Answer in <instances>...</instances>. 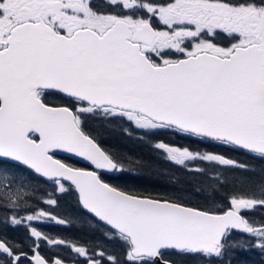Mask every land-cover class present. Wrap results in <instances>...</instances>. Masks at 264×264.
<instances>
[{"label": "snow or ice", "instance_id": "1", "mask_svg": "<svg viewBox=\"0 0 264 264\" xmlns=\"http://www.w3.org/2000/svg\"><path fill=\"white\" fill-rule=\"evenodd\" d=\"M114 122L153 138L167 191L113 183L147 164L106 144ZM66 197L75 214L57 211ZM253 249L264 255V0H0V264H244Z\"/></svg>", "mask_w": 264, "mask_h": 264}, {"label": "trees", "instance_id": "2", "mask_svg": "<svg viewBox=\"0 0 264 264\" xmlns=\"http://www.w3.org/2000/svg\"><path fill=\"white\" fill-rule=\"evenodd\" d=\"M91 126L95 127V122L91 123ZM124 125L120 122H114L107 129L104 130V139L107 145H111L117 149L128 152L133 156L140 157L147 162L146 166L139 169L137 175L125 176L120 180H114L113 183L127 186L131 189H137L141 191H152V192H164L169 188V178L163 174V170L170 168L171 165L165 163L161 159L160 154L153 151L151 145V140L153 138H141V133L136 130H131V134H126L123 131ZM165 140H170L179 144H191L192 141L187 139H181L179 137L173 136L170 133H160ZM195 147V145H193ZM215 151H223V149L215 148ZM229 155L244 160L246 157L242 153L231 152ZM77 166L84 167L83 163H79ZM199 179V178H198ZM203 184H191L188 185L189 188L201 187ZM231 186L227 190H230ZM203 203V201H201ZM216 203H221L220 197H217ZM75 202L72 198L66 197L64 201L61 202L60 208L57 209L62 215L69 213L75 214ZM259 215V213H257ZM48 226L50 230H46L50 233H59L71 237H76L82 241L95 240L100 237L99 231L94 227H89L87 225L80 226H70L61 227L55 223L43 225ZM23 230V229H22ZM19 230V239L24 236V231ZM240 259L245 263L250 262V264H264V255H262L258 250H251L244 253H239ZM246 258V259H244ZM254 258V259H252ZM178 264H180L181 258H176ZM196 259V260H195ZM203 264L199 257H185L182 260V264Z\"/></svg>", "mask_w": 264, "mask_h": 264}, {"label": "flooded vegetation", "instance_id": "3", "mask_svg": "<svg viewBox=\"0 0 264 264\" xmlns=\"http://www.w3.org/2000/svg\"><path fill=\"white\" fill-rule=\"evenodd\" d=\"M24 231V230H22ZM9 236L13 237V238H16V239H19V230L18 231H11L8 233ZM42 251L47 255L48 254V249L47 248H44L42 249ZM194 258H197V257H194ZM196 260V259H195ZM193 264H198V263H193Z\"/></svg>", "mask_w": 264, "mask_h": 264}, {"label": "rangeland", "instance_id": "4", "mask_svg": "<svg viewBox=\"0 0 264 264\" xmlns=\"http://www.w3.org/2000/svg\"><path fill=\"white\" fill-rule=\"evenodd\" d=\"M45 229L46 230H50L49 228H47V227H45ZM244 259H246V258H244ZM252 259H254V258H252ZM244 261V260H243ZM245 264H250V262H247V263H245Z\"/></svg>", "mask_w": 264, "mask_h": 264}]
</instances>
